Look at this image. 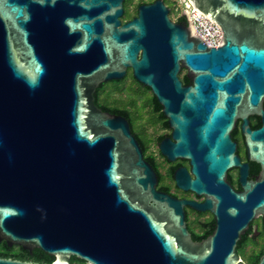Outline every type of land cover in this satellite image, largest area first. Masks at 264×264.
<instances>
[{
	"label": "water",
	"instance_id": "1",
	"mask_svg": "<svg viewBox=\"0 0 264 264\" xmlns=\"http://www.w3.org/2000/svg\"><path fill=\"white\" fill-rule=\"evenodd\" d=\"M122 1L0 0V241L40 248L51 264H244L236 247L264 214V179L240 192L226 182V132L245 92L252 104L264 94V0H190L220 25L218 46L174 23L162 0L120 25ZM180 63L192 85L182 86ZM128 67L172 127L161 153L190 160L194 177L178 169L177 184L203 202L156 190L128 120L94 102L95 88ZM183 203L215 213L200 242Z\"/></svg>",
	"mask_w": 264,
	"mask_h": 264
},
{
	"label": "flooded vegetation",
	"instance_id": "2",
	"mask_svg": "<svg viewBox=\"0 0 264 264\" xmlns=\"http://www.w3.org/2000/svg\"><path fill=\"white\" fill-rule=\"evenodd\" d=\"M155 1L156 0H123L120 25L137 15L139 5L150 4ZM162 3L168 8V15L174 23L189 25L185 13L179 15L174 9L171 0H162ZM183 16L185 20L182 18ZM131 74L132 69L128 67L124 77L120 78V94L122 92L125 94L124 86L121 85L123 79L128 78ZM177 76L182 86L192 85V76L188 68L183 66L182 63H180ZM109 81L113 80L101 82L95 88L94 102L96 104L102 103L101 90L103 85ZM131 95L132 97L128 94V98L120 97V108L126 110L125 114L120 113V115L128 120L131 132L134 136L137 133V135L145 140V148L142 149L143 157L151 165L156 174V190L176 200H186L196 203L203 202L205 196L197 195L194 191L184 189L177 184L175 173L178 169H182L189 177H194L191 171L190 160L184 157H174L170 159L163 155L159 149L161 140L166 137H171L172 134V127L168 124V118L164 115L162 106L160 105L157 107L154 100H150L148 102L149 104H146V100H142L135 90H133V94ZM152 95L154 96L151 91V96ZM109 97H111L110 94L108 98ZM263 125L264 94L261 95L257 104H252L247 98L246 91L241 103L237 107V113L234 116L232 125L226 132L228 141L232 146L231 156L235 160V163L227 167L225 180L233 190L237 192L244 189L243 182L253 183L264 179V132L256 135L253 134V131L258 130ZM147 206L154 214H159V217L166 222L170 230L175 231L166 216L160 212L154 202H147ZM182 210L186 229L192 241L200 242L214 231L217 222L215 213L212 210H200L190 203H183ZM239 246L242 250L241 253L237 251ZM263 246L264 214L262 213L249 222L247 229L238 241L236 252L240 255L244 264H246L247 255L253 249H260ZM245 249L249 251L247 252Z\"/></svg>",
	"mask_w": 264,
	"mask_h": 264
},
{
	"label": "trees",
	"instance_id": "3",
	"mask_svg": "<svg viewBox=\"0 0 264 264\" xmlns=\"http://www.w3.org/2000/svg\"><path fill=\"white\" fill-rule=\"evenodd\" d=\"M185 20V17H182ZM131 78L133 79V81L135 82L136 86L134 88H132L131 94H133V90L136 91V93H138L140 95V98L142 99L143 95H146L145 99L146 100V104L150 101V100H154L155 104L157 107L160 106V104L158 103V101L156 100V98L152 95L151 96V90L150 88H148L147 86L141 84L140 82H138L133 75H130ZM125 79H123V81H125ZM114 82H116L118 84V86L116 88L113 89V91H110V95L112 94V92H119L120 91V79H115L113 80ZM130 94V95H131ZM132 97V95H131ZM114 101L116 102V104H109V102H102V103H97V105L105 111H109L111 113H116V114H125L126 110H123L120 108V98L119 99H114ZM149 104V103H148ZM136 138L139 141L140 146L142 147V149L145 148V140L137 135L136 133ZM238 253H241V247L239 246L237 249ZM264 253V246L260 249H253L246 258V264H257L258 260L260 258V256ZM0 257H9V258H14V259H19V260H27V261H33V262H38V263H53V260L55 259V257L51 254H48L46 252H44L43 250H41L40 248H34L32 251L23 249L21 246L19 245H11L9 246L5 240L0 241ZM70 264H87L84 260H81L75 256H71L70 257Z\"/></svg>",
	"mask_w": 264,
	"mask_h": 264
},
{
	"label": "built area",
	"instance_id": "4",
	"mask_svg": "<svg viewBox=\"0 0 264 264\" xmlns=\"http://www.w3.org/2000/svg\"><path fill=\"white\" fill-rule=\"evenodd\" d=\"M179 15L185 16L194 34H197L208 46H218L222 30L218 23L196 9L190 0H171Z\"/></svg>",
	"mask_w": 264,
	"mask_h": 264
},
{
	"label": "rangeland",
	"instance_id": "5",
	"mask_svg": "<svg viewBox=\"0 0 264 264\" xmlns=\"http://www.w3.org/2000/svg\"><path fill=\"white\" fill-rule=\"evenodd\" d=\"M121 85L124 86V89H125L124 91H125L126 96L123 92L120 94V91H119V92H112L111 97L108 98L110 91H113V89L118 86V84L116 82L109 81V82H106L102 87L101 101L102 102H109V104H116V102L114 101L115 98L116 99H119L120 97L121 98H128L129 96H131L130 94H131L132 88H134L136 86V84L133 81V79L131 78V76L126 78V80L123 81ZM128 94H129V96H128ZM146 95H148V94H145L142 96L143 97L142 100L145 99ZM245 250L247 252L249 251L248 249H245Z\"/></svg>",
	"mask_w": 264,
	"mask_h": 264
}]
</instances>
